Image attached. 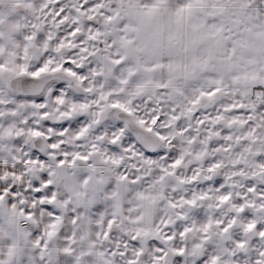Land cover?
Instances as JSON below:
<instances>
[{
	"label": "snow or ice",
	"instance_id": "1",
	"mask_svg": "<svg viewBox=\"0 0 264 264\" xmlns=\"http://www.w3.org/2000/svg\"><path fill=\"white\" fill-rule=\"evenodd\" d=\"M0 264H264V0H0Z\"/></svg>",
	"mask_w": 264,
	"mask_h": 264
}]
</instances>
